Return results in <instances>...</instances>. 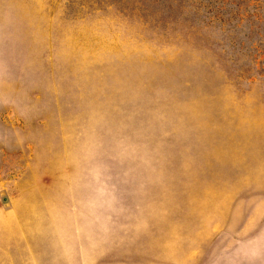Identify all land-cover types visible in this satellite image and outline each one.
<instances>
[{
	"label": "rangeland",
	"instance_id": "1",
	"mask_svg": "<svg viewBox=\"0 0 264 264\" xmlns=\"http://www.w3.org/2000/svg\"><path fill=\"white\" fill-rule=\"evenodd\" d=\"M236 3L0 0V264H264V0Z\"/></svg>",
	"mask_w": 264,
	"mask_h": 264
},
{
	"label": "trees",
	"instance_id": "2",
	"mask_svg": "<svg viewBox=\"0 0 264 264\" xmlns=\"http://www.w3.org/2000/svg\"><path fill=\"white\" fill-rule=\"evenodd\" d=\"M259 1L260 0H238V3L234 4L233 7L230 10H228L230 12L227 11L226 14L231 13L232 15L233 11H236V14L242 12V15L239 17L241 21L245 18H248V19L254 18V16L256 18L259 16V11L256 10L259 6L255 5V3H258ZM251 5H252V8H251ZM217 7L213 6L214 9H212V11L215 12V9H217L218 14L216 17L219 18L220 12H225L224 10H227V9L224 8L225 6L218 7V8ZM261 9H264V5L261 6ZM253 11H255L256 13L254 14Z\"/></svg>",
	"mask_w": 264,
	"mask_h": 264
}]
</instances>
